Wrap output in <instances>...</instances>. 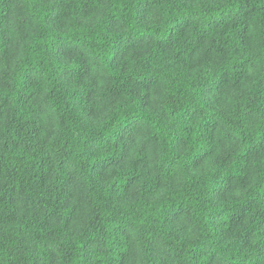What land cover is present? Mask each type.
<instances>
[{
	"label": "trees",
	"instance_id": "16d2710c",
	"mask_svg": "<svg viewBox=\"0 0 264 264\" xmlns=\"http://www.w3.org/2000/svg\"><path fill=\"white\" fill-rule=\"evenodd\" d=\"M0 264H264V0H0Z\"/></svg>",
	"mask_w": 264,
	"mask_h": 264
}]
</instances>
